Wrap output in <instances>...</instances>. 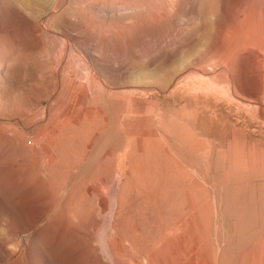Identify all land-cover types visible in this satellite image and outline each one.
I'll return each mask as SVG.
<instances>
[{"label":"rangeland","instance_id":"rangeland-1","mask_svg":"<svg viewBox=\"0 0 264 264\" xmlns=\"http://www.w3.org/2000/svg\"><path fill=\"white\" fill-rule=\"evenodd\" d=\"M0 264H264V0H0Z\"/></svg>","mask_w":264,"mask_h":264},{"label":"bare ground","instance_id":"bare-ground-1","mask_svg":"<svg viewBox=\"0 0 264 264\" xmlns=\"http://www.w3.org/2000/svg\"><path fill=\"white\" fill-rule=\"evenodd\" d=\"M105 116V115H104ZM45 128V127H44ZM45 130V129H44ZM44 132V131H43ZM42 132V133H43ZM48 136V135H47ZM46 137V136H45ZM32 138H34V137H32ZM27 139V138H26ZM31 146V145H30ZM101 203V202H100ZM103 203V202H102ZM101 205H103V204H101ZM203 242V241H202ZM194 251V250H193ZM182 259V258H181ZM188 261V260H187ZM163 263V262H162ZM182 263V262H181Z\"/></svg>","mask_w":264,"mask_h":264}]
</instances>
